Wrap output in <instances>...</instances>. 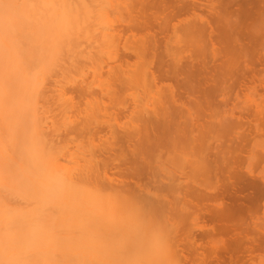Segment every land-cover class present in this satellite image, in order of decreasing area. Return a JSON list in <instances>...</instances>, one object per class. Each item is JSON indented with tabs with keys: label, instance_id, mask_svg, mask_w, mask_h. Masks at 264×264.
<instances>
[{
	"label": "bare ground",
	"instance_id": "6f19581e",
	"mask_svg": "<svg viewBox=\"0 0 264 264\" xmlns=\"http://www.w3.org/2000/svg\"><path fill=\"white\" fill-rule=\"evenodd\" d=\"M88 1L92 3L86 0H0V193H9L12 199L11 204L0 202V239L11 230L31 241L28 249L13 246L0 251V260L58 264L67 260L166 259L165 242L156 233V225L149 216L164 212L169 215L174 208L178 213L185 212L182 219L184 215L196 225L185 233L188 242L184 240V244L187 247L189 243L190 248L186 250H190L186 252L183 244L185 251L179 252L182 264L263 262V233L249 226L246 218L254 217L264 196V176L256 177L251 171L243 173L240 166L245 152L254 153L258 150L257 142H263L259 137L264 136V97L261 103L258 101L260 106L257 105L258 110L253 115L246 112L253 120L231 112L226 120L222 119L225 123L219 128L228 130L230 137L219 141L216 152L202 150V159L190 163L191 176L202 175L215 180L210 189L191 178L186 183L178 176L180 181H177L175 170L166 171V165L171 162L165 165L160 161L166 170L158 166L159 171L162 168L167 174L174 173L172 177L166 175L170 179L174 177L173 182L162 181L167 183L162 185L159 178L165 175L162 173L159 177L160 171L155 173L158 180L155 176L151 178L153 170L150 171L145 155L152 150L163 153L169 147L177 150L183 143L194 142L199 130L206 131L212 125L210 119H196L181 98L188 93L185 89L197 72L195 67L166 66L162 60L164 54L159 53L155 45L157 35L171 32L180 38L200 41L209 48L210 60L203 69L213 79L193 87L208 105L216 94L213 87L219 81H215L222 77L224 65H216L220 64L216 61L221 46L239 55L241 63H233L237 65L235 68L228 67L231 64L227 63L228 66L223 67L228 72L223 74H228L230 79L233 76L231 83L225 81V84L227 82V88L235 91L237 99L243 91L254 90L253 93L257 89L256 65L264 63V32L260 30L264 21V0H213V4L195 0H139L142 17L135 16L126 24L123 21L116 31L115 27L112 26L113 30L110 27L112 21H105L108 16L102 19L101 11L97 9L96 13L90 7L96 5L95 0ZM81 7L90 8L94 15L88 10L81 11ZM182 16L185 18L180 19ZM158 20L160 22L152 24ZM104 22H112L106 26L113 32L112 37L108 30H102ZM92 24L95 28L100 26L99 34L105 31L111 39L103 32L101 35L106 37L105 41L108 38V42L96 47L90 42L84 48L77 42L85 35L88 36L85 39L94 35L95 31L88 33ZM140 29L147 32L155 46L150 50L145 43L136 45L130 52L131 57L145 59L150 55L156 61L162 59L159 64L139 61L147 64L140 63L133 69L127 62L129 55L123 56L126 63L123 57L119 58L117 41L122 34ZM105 59L107 62L114 59L115 64L109 66V62L107 67ZM226 60L229 62L228 58ZM181 76L183 82L178 88L161 85L164 79L178 80ZM76 77H80L79 80ZM263 83L258 85L264 89ZM66 85L74 86L75 92L71 93L76 94L79 101L66 90ZM135 87H143L142 93L130 94V100L123 96L125 91ZM228 93L225 92L227 96ZM146 96L152 101L148 103L154 105L146 103ZM227 100L222 99L223 103ZM122 115L128 119L125 128L118 123ZM103 133L105 139L101 137ZM97 138L100 144L96 143ZM123 144L129 153L124 151ZM122 148L130 157L122 168L125 174L140 178L141 173L147 172L151 181L154 178L155 183L159 181L156 189L160 190L155 189L159 192L155 191L154 198L144 184L132 188L140 198V207L113 190L115 180L108 174L113 161L110 153ZM262 148L264 151V147L260 150ZM105 152L110 155L103 157ZM212 153L214 158L210 159ZM183 167L185 165L179 168L183 169L182 173ZM152 173L154 175V171ZM182 173L179 171L180 176ZM104 181L110 192L104 191ZM150 182L147 186L152 187ZM154 238L159 240V246L148 253L145 248Z\"/></svg>",
	"mask_w": 264,
	"mask_h": 264
},
{
	"label": "rangeland",
	"instance_id": "374dc122",
	"mask_svg": "<svg viewBox=\"0 0 264 264\" xmlns=\"http://www.w3.org/2000/svg\"><path fill=\"white\" fill-rule=\"evenodd\" d=\"M86 1L89 2L88 0H86ZM138 1L139 0H103V2H102L101 0H95L96 5L94 7L93 6H90V7L94 8L93 10H95V12H96L97 9L99 10L98 12L101 11V15L99 13L98 14H99V16L103 17L102 19H104L106 16H108V18L106 17L105 21L106 20H110V21L113 22V23L111 22L112 24L110 23L111 25L109 23L106 24L105 22L103 23V24H105L104 26L101 25L102 27H104V29L102 28V30H108V32L111 33V31L106 26L110 25L111 28L113 26V27H115V31H116V30L121 28V26L119 27V25H122L123 21H125V24H126V23L130 22L132 18L135 19L136 18L135 16H137L139 18L142 17V13L140 14V12H139ZM165 1L168 2V0H165ZM195 1L196 2L200 1L202 4L206 3V2H208L206 4H209V3L213 4V0H195ZM215 1L216 0H214V2ZM89 3H92V1L89 2ZM78 8H80V7H78ZM89 9H86V8L83 7L81 9V11L82 10H85V11L88 10V13H89V11H91V9L90 10ZM127 9H129V10L127 11ZM118 10H119V12H118ZM93 12L91 11L89 14L90 15H94V14H92ZM116 12H118L119 14L116 13ZM204 13H206V12H204ZM121 16L123 17V19H122ZM95 18H96V16H95ZM184 18H185V16L180 17V19H184ZM141 22H142V20L140 19L139 23H141ZM158 22H160V21L159 20L156 21V22L152 21V24L153 23L156 24ZM176 22L177 21H175V23ZM98 23L101 24L100 21ZM94 26H95V24H92L90 26L91 28L90 29L88 28L89 29L88 33L91 32V34H92L95 31L94 35H91V36L89 35L90 38H86V39H85V36H87V35H85L84 37H81L78 40L79 42H77V44L79 43V45H81L84 48H86V47L89 46L90 42H94L95 43V44L93 43L94 45L91 43L92 47H96V46L101 45V44L103 46V43L108 42L107 39L110 38L109 37L110 35L112 37L113 32L110 35L107 36L105 34V31H102V33L104 32V35L108 37L106 39V41H105L104 39L106 37L104 35H101L102 33L99 34L100 32H98V28H99V30L101 29L100 26H98V28H95ZM116 26H118L119 28H117ZM153 27H155V26H153ZM112 30H113V28H112ZM137 30H138V28H137ZM137 30H134V32L132 31L133 33L126 32V33L122 34L123 36L121 35L120 38L118 39L117 45H118V49H120L119 58L123 57L124 55L125 56L129 55L130 57L126 56V57L129 58L127 60V62H129V64L131 65L130 68H133V69H135L136 67L137 68L139 67V65L141 63L139 61L146 60V62H148V64H149V62L154 61L153 62L154 64L155 63L159 64L158 61L161 60L162 58H163L162 59L163 62L166 64V66H169V68L194 66L197 72H195V76L192 78V81L190 82V86L185 89L188 93L182 95L181 98H183L182 100L184 102H186L188 108H190V112L193 113V115H194V117L196 119H199V120L204 119L205 121H208L209 119L212 120V125L211 126H208V124L206 123L207 126H208L206 131L201 129V130H199V132L196 133L197 138L192 143L191 142L190 143H183V144L180 145V147L177 150H174V149L169 147L167 149H164L163 153H162V151L161 152H159V151L152 152V151H155V150L151 151V149H150V151H151L150 153H148V151H146L145 159L147 160L149 167H151L150 171H152V170L154 171V175H152L153 171L150 172L151 173V178H153L154 176L156 177L155 173L156 172L159 173L160 171L161 172L159 173V177H160V174H162V173L165 175L164 177H167V178L169 176L172 177L173 174L175 173L174 177L175 176L177 177V181L181 178L180 179L181 181H183V182L186 181V183H188V182H190V178H191L192 180H195L202 187H206V188L211 187L212 188V185H214L213 183H215L214 182L215 180H213L211 178L208 179L205 176L201 177L202 175L201 176L196 175V177L191 176V174L193 175V173H190V171H189V166L191 165L190 163L192 161L194 162V160L196 161L197 159L198 160L202 159V157L200 158V156H202V154H201L202 150H204L206 152L207 151L208 152H216L217 151L216 147L219 146V141H223L224 142L230 137V133L228 132V130L225 131V129H220L219 128V126H221V123H223V122L225 123V121H222V119L226 120V117L230 116V112H231L232 115L234 114V116H239V115L242 114L244 117L253 120L252 119L253 117L251 115H253L252 113H254L256 110H258L257 108H258V106H260L258 104H260L262 102V99L264 97V89L261 86L259 87V85H261L260 83L264 82V78H263L264 74L261 75L262 73H264V63L256 65L257 75H259V76H256V78L254 79V82L257 84L256 88L258 90L255 88L256 90L253 93H252V91H254V90H252V91L249 90L250 92L249 91H243L238 96L239 98L236 99L235 91H231L229 88H227L229 86V85L228 86L226 85L227 82L225 84V81H228V84H230L231 82L229 83V81L232 79L233 76L231 77V79L229 78L230 76L228 74L226 76L225 73H228V72L223 67H225L227 64H229V65L231 64L232 66L231 65L230 66L227 65V66L235 68L237 65L235 66L234 64H240L241 60H240V58H237V57H239V55H236L230 49L227 50L226 47L221 46L222 49L220 51V56H218V59L216 61V62H218L220 64L216 63V65L219 66V67L224 65L223 67H221L223 71L221 72L220 75H222V77H224L223 75H225V77H227V78H222L220 76L221 80H220V77H219V79L215 81V83L219 81V83L217 85L215 84L216 87H213L214 90L216 89V94L215 93H214L215 95L212 94V96L214 95V97L212 98V102L213 103L211 102L212 105L211 104L208 105V104L205 103V99L204 98L200 99V97H199L200 95L197 94L198 92H195V90H194L195 88H193V87L197 86V83L200 84L203 81L210 82L213 79V77L209 76L206 72H204V69H203V65L205 63L209 62V60H210L209 54H208L209 48L204 47L205 45L202 42H200V41H195L194 42L188 37L181 36V38H180L178 36L172 35L171 32L170 33L168 32V34H163V35L158 34L156 40H154V41H157L155 45L158 46V52L162 53V55L164 54V56L162 58L159 59V57H157L159 60L156 61L150 55H147L145 59H143L144 57L136 59V57L135 58L133 57L134 55L131 57V53H132L131 51H132V49L134 47H136V45H142V44L145 43V44H147V46L149 47L150 50L155 46L154 45V41L152 40V38L149 37V35H147L146 31H144L142 29H140L139 31H137ZM155 30H156V28L153 29V31H155ZM88 33H86V34H88ZM96 33L99 34V35H97ZM98 36H100L99 39H97ZM91 37H92V40H91ZM87 39L88 40L90 39V40L88 41ZM97 40H98V42H97ZM102 40L104 42H102ZM106 44H104V46ZM223 48L224 49L226 48V51L223 50ZM229 50H230V52L228 53L227 51H229ZM167 52L170 55L169 54L167 55L166 54ZM221 52H224V53L222 54ZM231 53H233L235 58L233 56H231L232 55ZM224 54H227L226 55L227 57L224 56ZM189 56H191V58L188 59ZM123 58H124V61H125V57H123ZM227 58L229 59V62H228V60H226ZM219 59H221L222 61H220ZM230 59H231L232 63L230 62ZM116 60H118V59H116ZM105 61H106V59H105ZM113 61H114V59L109 61L110 63L106 61L107 64H106V62H104L105 63L104 65H106L107 67H108V63H109V66H110V64L113 65V64H115V62H113ZM118 62H121V61L118 60ZM163 62H162V64H163ZM124 63H126V61ZM124 63H122V64H124ZM142 63H144V64H142ZM142 63H141L142 66L147 64L144 61ZM213 64H215V62H213ZM124 65H123V67H124ZM166 66H164V68ZM201 67H202V69H201ZM106 68H104V70ZM167 68L168 67H166V69ZM223 72H225V73L223 74ZM76 78H78V77H76ZM79 78L76 79V80H79ZM222 79H224V80H222ZM165 80H167V81H165ZM182 80H183V76L179 77L178 80H176V79L173 80L171 78H168V79H164L162 81L161 85L163 87H168L170 85V86H174V87L178 88V87H180L181 83L183 82ZM186 80H188V78ZM260 80H262L263 82L260 81ZM177 83L179 84V86H178ZM258 83H259V85H258ZM262 85H264V83ZM72 87H74V86H71V88H70V86L66 85V90L69 93L75 92V91H73ZM136 88L137 87H135V89L134 88L133 89L130 88L131 90L128 89L129 91L128 90L125 91L123 93V96L127 97L130 100V98H132V96H133L132 93L135 92V95H137L136 93L141 92L143 87L142 88L138 87L137 89ZM224 88H227L228 90H230V91H228L229 93L227 92V89L225 90ZM225 92L228 93V96L225 94ZM230 92L232 94H230ZM130 94L132 95L131 97H130ZM138 94H140V93H138ZM72 95L74 96L76 102L79 101V99L76 96V94H72ZM135 95H134L133 98H135ZM148 95L150 97L149 93H148ZM151 95H153V94H151ZM197 95H198V97H197ZM153 96H155V95H153ZM149 97L146 96V98H147V100H146L147 102L145 101L146 103H148V101L150 103L151 100H149L150 99ZM253 97H255V98H253ZM224 98L228 99L227 102H225V103H223V101H222V99H224ZM151 104H153V103H151ZM151 104H149V105L151 106ZM246 112H248L251 115H249L248 113L246 114ZM185 113L186 112H184V114ZM224 116H225V118H224ZM118 118H119L118 119V123H119V125H122V126L128 121V119L126 117H123V115L118 117ZM222 126H224V125H222ZM123 127L125 128V125ZM209 130L212 133H207V131H209ZM105 136L106 135H104V133L101 134L102 139H105ZM263 137L262 136L259 137L260 140L263 141V142H261V144H260L259 141L257 142L258 146H257L256 149H258V150H256L254 153H251L252 150H251V152L247 150L246 151L247 154L245 152L246 155L244 154V156L242 157L243 159H242V164H241L240 168L242 169L243 173L251 171L253 173V175L256 176V177L257 176L260 177L261 175L264 176V151H263V148H262V150H260L261 147H264V138ZM96 143L97 144L101 143L100 138L96 139ZM125 145L126 144H123L124 147H125ZM207 148H210L211 150H207ZM122 150H123V148L121 150L117 151V152L110 153L111 155L107 154L106 152L103 153L104 154L103 157H108L110 155V156H112V159H113V161L109 165V169H108L109 176L112 177L115 180V187L113 188V190L119 196H124L128 200H132L135 203L136 206L140 207L142 205V203L140 201V198H138V194L133 193L132 188H134L136 185L144 184V186L148 187V189L151 191V193L154 194L153 195V198H154V196H156L155 191L156 190H160V189H158V187L156 189V186L158 185L157 183L159 181L161 183H162V181L163 182L166 181L168 183V181H171L174 177L171 178V179L170 178H168V179L165 178V180H164L163 179L164 177L161 175V177L159 178L158 177V173H157V177L159 178V181L155 183V181L158 180V178L156 177L157 180H155V178H154V181L152 180L154 182L153 184H151L152 181H151V178H150V173L146 174L147 172H143L142 171L143 174L145 173V175H143L141 173L139 175L140 178L139 177H134V176L130 177L131 174H125L124 169L122 170V168L124 167L126 162L129 161L128 159H130V157L127 156V154L129 152L127 150V147H125V150H124V151L128 152L127 154H125L124 151H122ZM166 150H168V151H166ZM248 152H250V153H248ZM160 154L161 155L163 154L162 158H161ZM211 155H210L211 156L210 159H213L214 158V154L212 153ZM159 156H160L161 160L158 159ZM219 158L218 159L216 158V160L218 161ZM160 161L162 162V164H165V163L168 164V163L171 162L169 164L170 166L165 164L167 170L165 169L164 165H163L164 167H162V164H161ZM158 162H160V164ZM179 163H181V164H179ZM183 165H185V168L183 167L184 168V172H183L184 174L182 173L183 169H182V171L180 170L181 169L180 167H182ZM158 166L159 167L161 166L166 171H168V169H169L170 171L173 170L172 172H174V170H175V172L174 173L171 172V174H172L171 175L170 171H169V173L167 174V172H163L164 170H161L162 168L159 171L158 170L159 169ZM167 166H168V168H167ZM125 169H127L126 166H125ZM185 170L188 171L190 173V175L187 174V172ZM179 171H180V173L183 174V175L181 174L182 176H180ZM126 173H128V172L126 171ZM166 175H169V176H166ZM185 175H187V176H185ZM136 176H138V175H136ZM178 176L180 177L179 179H178ZM183 177H184L185 180L183 179ZM137 178H138V180H137ZM135 182L136 183L138 182V184H135ZM149 182H150V185H153L152 187L147 186V185H149V184H147ZM172 182H173V180H172ZM164 184L165 183H162V185H164ZM159 185H161V184L159 183ZM103 189L106 192H110L109 191L110 187L107 185V183L105 181L103 182ZM156 192H159V191H156ZM169 194L171 196V199H174V197L172 198V194L171 193H169ZM168 198H169V200H171L170 197H168ZM171 201H174V200H171ZM173 209H171V211H169V212L167 211L168 213H170L169 215L165 214V212H164L163 214L162 213H158V214H160V215H158L156 213L155 215H150L149 217H150V219L152 221H154V223L156 225L155 226L156 227V233L159 236H161L163 238L164 242H165V247H164L165 248L164 249V251H165L164 257L166 256L165 260L170 261L171 264H182V262H180L182 257H181L179 252L186 245L184 243H185V241H187L186 239H187L188 236L185 233H187L186 231H191V230L195 229L196 225H195L194 221L189 220L187 217H186V219L184 218V215H185L184 213L185 212L178 213L179 210L173 211ZM177 209H180V208H177ZM263 210H264V196H262L260 198L257 210H256L255 214H253L254 217L249 218L248 220L246 218V223L249 226L254 227L256 229V231L261 230V232L263 233L262 236H264V216H263L264 212H263ZM262 212H263V214H262ZM182 214H184L183 215V219H182ZM161 215H163V216H161ZM169 218H170V220L168 221ZM251 221L254 222L255 224L252 223ZM261 232L259 234H261ZM183 244H184V246H183ZM187 244L188 245H187V247L185 246V250L190 245L189 243H187ZM185 250L183 249V251H185ZM188 250H190V249H187L186 252ZM188 253L190 254L192 252L189 251ZM227 261L229 262V259H227ZM263 262H259L258 261V262H255L254 264H264ZM195 264H196V262H195Z\"/></svg>",
	"mask_w": 264,
	"mask_h": 264
},
{
	"label": "snow or ice",
	"instance_id": "6c2138e0",
	"mask_svg": "<svg viewBox=\"0 0 264 264\" xmlns=\"http://www.w3.org/2000/svg\"><path fill=\"white\" fill-rule=\"evenodd\" d=\"M10 7V5H9ZM260 30L264 32V21H261ZM0 202L12 203V199L9 193H0ZM31 241L26 237L19 235L11 230L0 239V251L11 248L13 246H20L24 249L30 247ZM159 246V240L154 238L153 241L148 244L145 251L152 253ZM0 264H33L31 261H17V260H0ZM58 264H171L170 261L165 259H158L154 261H138V260H112V261H99V262H80L75 260L59 261Z\"/></svg>",
	"mask_w": 264,
	"mask_h": 264
}]
</instances>
